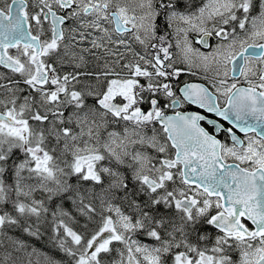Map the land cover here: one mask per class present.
<instances>
[{"label": "snow or ice", "instance_id": "1", "mask_svg": "<svg viewBox=\"0 0 264 264\" xmlns=\"http://www.w3.org/2000/svg\"><path fill=\"white\" fill-rule=\"evenodd\" d=\"M0 264H264V0H0Z\"/></svg>", "mask_w": 264, "mask_h": 264}, {"label": "flooded vegetation", "instance_id": "2", "mask_svg": "<svg viewBox=\"0 0 264 264\" xmlns=\"http://www.w3.org/2000/svg\"><path fill=\"white\" fill-rule=\"evenodd\" d=\"M224 123H225V126H228L226 122H224ZM238 134L241 135V136L243 135L242 133H238Z\"/></svg>", "mask_w": 264, "mask_h": 264}]
</instances>
